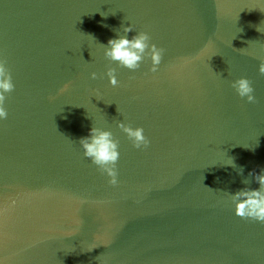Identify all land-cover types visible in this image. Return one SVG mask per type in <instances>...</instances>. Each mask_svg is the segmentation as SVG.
Returning a JSON list of instances; mask_svg holds the SVG:
<instances>
[{"label": "water", "instance_id": "1", "mask_svg": "<svg viewBox=\"0 0 264 264\" xmlns=\"http://www.w3.org/2000/svg\"><path fill=\"white\" fill-rule=\"evenodd\" d=\"M129 24L164 50L156 72L105 57ZM259 57L264 0H0V264H264V223L230 198L264 169ZM93 126L119 141L116 185L79 145Z\"/></svg>", "mask_w": 264, "mask_h": 264}, {"label": "clouds", "instance_id": "2", "mask_svg": "<svg viewBox=\"0 0 264 264\" xmlns=\"http://www.w3.org/2000/svg\"><path fill=\"white\" fill-rule=\"evenodd\" d=\"M133 30L131 24L122 26L123 35L110 38L107 45L102 44L104 45L105 57L133 71L139 69L141 62L145 57H148L151 60L150 71L156 72L161 63L164 50L151 42V36L146 31H140L129 39L127 33ZM259 60L258 70L261 75H264V57H259ZM6 65V59L0 58V120L7 119L8 112L5 107L6 93L12 92L15 87L11 72ZM115 72V68L109 67L106 73L110 84L114 87L119 83ZM91 78L96 79L97 73L92 72ZM231 84L241 98H246L249 103H257L254 88L248 78L241 76L233 80ZM67 87L68 85H64L60 91H66ZM50 99H54V97ZM117 126L126 133L135 148L147 147L149 145L150 141L145 136L142 127L133 128L123 121H117ZM79 145L83 149L84 156L89 158L98 169L110 177V184L116 185L118 183L117 162L120 153L119 141L114 138L113 133L110 130L93 126L88 136L79 139ZM228 165L237 167L232 158ZM238 173L243 174L242 167H239ZM249 176L258 182L259 188L253 189L247 187L251 183V180L244 178L242 183L246 187L235 193H230V198L235 204V214L243 219H251L264 223V169H261L260 173H256L255 171L250 172Z\"/></svg>", "mask_w": 264, "mask_h": 264}]
</instances>
